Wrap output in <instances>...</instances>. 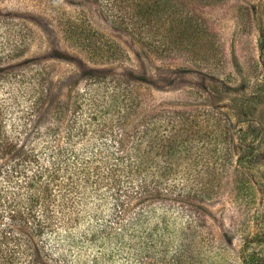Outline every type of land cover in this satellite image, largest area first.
<instances>
[{
  "label": "rangeland",
  "instance_id": "obj_1",
  "mask_svg": "<svg viewBox=\"0 0 264 264\" xmlns=\"http://www.w3.org/2000/svg\"><path fill=\"white\" fill-rule=\"evenodd\" d=\"M114 1L0 0V64L7 67L0 74L12 66L31 76H39L37 68L44 64L54 68L40 116L48 122L60 103L70 114L81 99L82 115L71 129L77 145L69 144L80 155L89 156L99 139L96 122L85 132L89 114L102 120L116 113L117 102L129 93L125 87L149 104L144 112L160 104L221 117L235 142L223 140L216 198L200 207L205 228L191 234L173 228L165 240L161 227L100 226L93 229L94 238L86 224L76 242L54 241L51 254L73 264H264V0L208 6L181 0L206 22L202 30L213 34L204 48L184 51L162 46L157 51L137 40L115 22L129 15ZM7 80L0 78V123L12 140L26 121L35 89L29 80L28 85ZM177 177H187L184 169ZM46 261L40 264H56Z\"/></svg>",
  "mask_w": 264,
  "mask_h": 264
},
{
  "label": "trees",
  "instance_id": "obj_2",
  "mask_svg": "<svg viewBox=\"0 0 264 264\" xmlns=\"http://www.w3.org/2000/svg\"><path fill=\"white\" fill-rule=\"evenodd\" d=\"M195 1L208 6L222 0ZM113 3L125 6L129 15L115 22L157 51L161 46L162 51L204 48L213 35L209 28L202 30L206 22L181 0ZM6 68L0 64V70ZM13 68L0 78L15 77L22 85L29 80L35 89L30 98L35 100L12 140L0 123V264H40L48 258L73 264L63 256L54 258L50 247L59 239L76 242L87 232H80L86 224L94 238L98 231L93 229L100 226L105 230L144 224L161 227L165 240L173 228L191 234L206 227L200 207L216 198L212 191L222 179L217 165L226 156L223 140L235 142L230 129L224 132V119L160 104L144 112L149 104L125 87L129 93L117 102L116 113L102 120L94 111L89 114L83 127L87 133L96 122L99 139L89 156L80 155L69 144L77 145L71 129L82 115L81 99L76 98L70 114L60 103L46 124L40 113L50 96L54 68L38 67L39 76ZM62 141L66 144L57 149ZM180 169L186 178L177 177Z\"/></svg>",
  "mask_w": 264,
  "mask_h": 264
}]
</instances>
